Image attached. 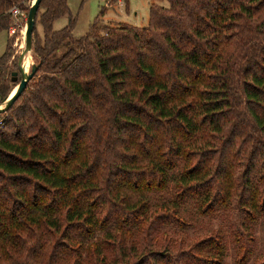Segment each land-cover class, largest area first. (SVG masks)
<instances>
[{
	"label": "trees",
	"instance_id": "1",
	"mask_svg": "<svg viewBox=\"0 0 264 264\" xmlns=\"http://www.w3.org/2000/svg\"><path fill=\"white\" fill-rule=\"evenodd\" d=\"M164 1L148 27L97 21L82 39L72 19L53 30L67 0L41 1L38 71L0 115V264H225L222 228L165 230H188L192 206L227 218L235 264L254 256L264 0ZM25 2L0 0V33L12 8L28 16ZM15 40L0 58L2 103Z\"/></svg>",
	"mask_w": 264,
	"mask_h": 264
},
{
	"label": "rangeland",
	"instance_id": "2",
	"mask_svg": "<svg viewBox=\"0 0 264 264\" xmlns=\"http://www.w3.org/2000/svg\"><path fill=\"white\" fill-rule=\"evenodd\" d=\"M34 0H26L24 3L25 8H30ZM154 4L167 5L164 0H67V5L70 11V16H66L58 19L54 25V31H61L68 27L70 19L75 23L73 29V36L76 39L85 38L90 32L91 27L99 21L102 26H119L128 25L133 28H145L149 25L150 20V8ZM20 9V8H19ZM24 16L19 18V24L15 27V33L11 34L9 29V37L7 32L0 33V58L4 55L7 49L8 40L10 37H16L13 51L15 56L12 58L11 62L7 66V79L8 87L10 92L8 98L15 94L19 82L21 80V75H19V82H11V74L13 72H18V65L15 58L20 56L25 48V28L28 16L26 12L23 11ZM37 34L40 38L43 37V29L40 24L37 25ZM36 36H33V46L36 42ZM29 70L33 65H36V61L33 56V51L29 57ZM0 97V106L3 104ZM1 124V120H0ZM191 226L184 233L178 229L165 230L173 233L176 236L183 235L188 239L198 238L206 233L214 230L215 228H222L227 236L228 252L225 258V264H235L237 260V248L233 242L229 226L227 224V218L223 219L221 216L216 218L202 217L198 214L194 206L187 208L185 210ZM180 234V235H179ZM255 253L254 256L246 264H259L260 260L264 259V217L260 219L259 224L255 227Z\"/></svg>",
	"mask_w": 264,
	"mask_h": 264
},
{
	"label": "water",
	"instance_id": "3",
	"mask_svg": "<svg viewBox=\"0 0 264 264\" xmlns=\"http://www.w3.org/2000/svg\"><path fill=\"white\" fill-rule=\"evenodd\" d=\"M42 0H34L33 4L30 7L26 28H25V48L20 54L19 62H18V72L12 73V82L17 83L19 81V75H21V80L19 82L18 88L13 94L7 98L4 103L0 106V115L5 114L7 111L11 109L14 103L22 96L23 92L26 90L29 82L34 79L39 66L33 65L29 73L25 71L24 63L31 55L33 51V36L36 28V19L38 16V11L40 8Z\"/></svg>",
	"mask_w": 264,
	"mask_h": 264
},
{
	"label": "built area",
	"instance_id": "4",
	"mask_svg": "<svg viewBox=\"0 0 264 264\" xmlns=\"http://www.w3.org/2000/svg\"><path fill=\"white\" fill-rule=\"evenodd\" d=\"M12 19H13V26L10 30L11 34L15 33V27L18 26L19 24V18L24 16V13L22 10H20L18 7H14L12 8V10L10 11Z\"/></svg>",
	"mask_w": 264,
	"mask_h": 264
},
{
	"label": "bare ground",
	"instance_id": "5",
	"mask_svg": "<svg viewBox=\"0 0 264 264\" xmlns=\"http://www.w3.org/2000/svg\"><path fill=\"white\" fill-rule=\"evenodd\" d=\"M25 34V33H24ZM25 42V41H24ZM30 57V56H29ZM29 57L28 59L25 61L24 63V68H25V71L28 73V70H29V66H30V62H29ZM13 96V95H12Z\"/></svg>",
	"mask_w": 264,
	"mask_h": 264
},
{
	"label": "crops",
	"instance_id": "6",
	"mask_svg": "<svg viewBox=\"0 0 264 264\" xmlns=\"http://www.w3.org/2000/svg\"><path fill=\"white\" fill-rule=\"evenodd\" d=\"M7 34H8V37H9V33L7 32Z\"/></svg>",
	"mask_w": 264,
	"mask_h": 264
}]
</instances>
